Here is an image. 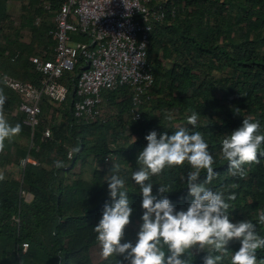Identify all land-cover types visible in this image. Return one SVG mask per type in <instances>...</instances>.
<instances>
[{
  "label": "trees",
  "instance_id": "obj_1",
  "mask_svg": "<svg viewBox=\"0 0 264 264\" xmlns=\"http://www.w3.org/2000/svg\"><path fill=\"white\" fill-rule=\"evenodd\" d=\"M5 1L0 0V22L7 19ZM50 3L54 10L59 1L50 0ZM171 8L174 10L172 16ZM33 11L34 15L41 14L40 8ZM165 11L164 20L153 26L146 49L153 75L150 92L155 89L161 96L143 101L142 121L132 126L138 139L115 145L114 165H139L137 157L147 145L145 137L150 131L155 130L159 137L164 132L170 135L178 128L163 120L167 118L166 112L175 111L183 126L201 132L208 142L215 160L214 171L218 173L208 187L224 193L230 205V220L234 223L251 220L256 224L257 233L264 237V224L258 222L259 214L264 212V154L258 153V163L244 165L243 177L232 176L227 161L221 159L222 139L240 127L244 118L258 120L260 133L264 134V0H168ZM32 18L24 15L19 25L31 34L27 44L18 42V28L2 33L0 24V41H3V45L0 43V93L6 97L3 109L9 113L14 111L20 125L27 130L29 127L22 123L24 114L16 109L18 97L2 83L1 75L36 84L38 74L30 70L26 57L36 54L35 45L44 49L52 47L47 35L52 25L35 26ZM73 39L85 40L83 36ZM45 52L49 54L50 49ZM172 54L170 65L162 67L161 59H168ZM81 65L79 60L72 71L60 78L67 88V104L58 110L61 118L55 116L56 109L42 99L39 123L31 136L33 147L27 149L20 145L15 148L18 157L28 154L36 164L24 163L19 179L3 175L4 179L0 180V264H92L88 251L98 242L94 228L102 217L104 205L113 203L107 179L114 174V166L107 163L95 168L88 181L80 178L68 181L67 175L76 162L88 157L97 164L102 161L108 151L107 143L115 140L116 129L128 113L130 93L126 85L104 93L106 102L115 110L111 121L76 123L70 113V100L73 99L75 74ZM207 70H219L224 74L218 79L201 78ZM216 88L221 92L218 98L213 94ZM50 109V138L40 141V120ZM154 111L156 114L152 113ZM194 111L203 120H198L193 128L187 124V117ZM261 147L264 149V145ZM193 170L185 161L181 166L166 167L161 174L151 176L153 195L157 199L167 197L175 210L186 211L192 200L186 179L188 172ZM116 174L126 180L129 191L127 195L133 209L130 223H135L136 229L126 238L135 245L145 211L141 206L140 186L124 168H119ZM205 177L206 173L201 170L199 181ZM161 185L172 190L158 193ZM21 191L28 193L30 199L24 200ZM233 194L235 199L228 200ZM22 242L27 244L25 251H21ZM239 247L238 240L231 241L227 253L223 254L222 264H231V255ZM164 250L167 255L166 246ZM209 252L221 255L207 246L196 252L189 249L183 258L189 264H204ZM114 263L130 264V260L116 255L96 264ZM257 264H264V249L257 250Z\"/></svg>",
  "mask_w": 264,
  "mask_h": 264
},
{
  "label": "clouds",
  "instance_id": "obj_2",
  "mask_svg": "<svg viewBox=\"0 0 264 264\" xmlns=\"http://www.w3.org/2000/svg\"><path fill=\"white\" fill-rule=\"evenodd\" d=\"M5 100L6 97L0 93V152L5 148V140L21 131L19 124L12 126L5 118ZM198 120L199 114L194 111L187 117V124L194 128ZM145 139L147 145L137 157L141 166L131 176L140 186L141 206L145 210L137 241L135 245L121 242L133 209L127 195L126 180L116 174L119 166L114 165V174L107 179L113 203L104 205L102 217L94 228L102 257L107 260L124 255L130 264H189L183 258L189 249L211 246L212 251L221 255L209 252L204 257V264H222L229 243L238 240L240 247L232 253L231 264H257V250L264 249V237L257 233L256 224L251 220L232 222L230 205L224 193L208 187L218 173L214 171L215 160L202 133L179 126L172 134L164 132L159 137L152 130ZM221 145V159L227 161L230 174L243 177L244 165L258 163V153L264 154L261 147L264 145V134L260 133L259 121L244 118L240 127L224 136ZM185 161L194 169L188 172L186 179L188 195L192 200L186 211H177L167 197L157 199L153 195L150 177L161 174L166 167L181 166ZM201 170L206 173L202 182L199 181ZM3 179L0 173V180ZM171 190L169 186L161 185L157 191L162 194ZM227 199L234 200L235 195ZM258 222L264 224V212L259 214Z\"/></svg>",
  "mask_w": 264,
  "mask_h": 264
},
{
  "label": "built area",
  "instance_id": "obj_3",
  "mask_svg": "<svg viewBox=\"0 0 264 264\" xmlns=\"http://www.w3.org/2000/svg\"><path fill=\"white\" fill-rule=\"evenodd\" d=\"M168 0H61L51 9L50 0L37 5L41 11L52 13V27L47 35L52 40L49 54L45 51L27 56L30 70L38 74L36 84L2 74V83L18 97L16 109L24 114L23 122L29 127L30 137L39 123L40 103L44 99L58 117V110L66 106L67 88L60 82L61 76L77 65L70 113L76 123L110 121L106 114L104 93L126 85L130 93L128 113L134 122L142 121L141 105L151 97L153 75L146 49L153 26L164 20ZM174 10L170 9L172 16ZM40 15L32 18L39 25ZM83 36L82 40L73 39ZM50 109L40 120L39 140L50 138ZM58 118H61L60 115ZM117 139L108 142V151L97 168L109 163ZM33 147V145L31 146ZM37 149V146L34 147ZM36 161L28 154L20 159V165ZM24 200L30 195L20 192ZM17 222V219H13ZM25 251L27 244H20Z\"/></svg>",
  "mask_w": 264,
  "mask_h": 264
},
{
  "label": "rangeland",
  "instance_id": "obj_4",
  "mask_svg": "<svg viewBox=\"0 0 264 264\" xmlns=\"http://www.w3.org/2000/svg\"><path fill=\"white\" fill-rule=\"evenodd\" d=\"M59 1V0H58ZM42 3V0H6L4 2V8H5V13L7 16V19L4 18L0 24H1V32L2 33H8L11 32V29H17L16 35H17V40L20 43L27 44L31 40V34L29 30L26 27H19L20 23L23 21L24 15H29L32 16L34 15L33 9L36 8L35 6L39 5ZM41 16V23L45 24H51L52 22V13L41 11V14H38ZM226 15L229 17L230 14L226 13ZM35 16V15H34ZM1 45H3V41H0ZM174 54L171 55L170 58L168 59H161V64L162 67H168L171 63V60L173 59ZM199 74H201V70L199 71ZM224 73L222 71H208L204 75H201V78H206L207 76L218 79L221 77ZM214 96L217 98L220 96L221 92L218 88L213 90ZM151 97L149 98L154 99L158 96H161L160 93L156 92L155 89H152L150 92ZM147 104H145L146 106ZM105 106H106V114L109 116L110 121L114 119L115 117V110L114 108L108 104L105 101ZM5 118L7 119L8 123L12 126H15L17 124L20 125L21 122L18 121L15 116L14 111L9 113L8 111H5L3 109ZM156 114V111L152 112ZM167 115V118L163 119L164 122L172 127H179L183 126L184 123L180 119V115L176 113L175 111H168L165 113ZM199 120H203V118H199ZM121 125L116 129V134H115V139H117L118 144L124 143V142H131L133 140V137L135 138L134 140H137L138 135L134 133L132 126H135L136 123L130 118V114L127 113L125 114L122 119H121ZM23 123V121H22ZM24 124V123H23ZM25 125V124H24ZM21 126V125H20ZM9 140L11 143H9ZM110 141V140H109ZM20 145L25 146L27 149L32 146L31 142V137H30V131L29 129L27 130L26 128H23L21 126V131L19 134L10 137L5 140V148L3 152H0V173L3 175H9L15 179H19L20 177V157L17 156L16 154V147H19ZM114 158L109 162L108 165L111 167L114 166ZM12 162L13 164H11ZM18 163V164H17ZM141 165H137L136 167H123V164L119 168H124L129 175H131L134 171L137 170ZM97 168V165L94 164V161L91 157H88L85 159L83 162H76L75 165L70 169L68 175H67V180L71 181L76 178H80L82 180H89L91 178V174L93 170ZM136 229L135 223H129L126 228H125V233L124 237L122 239V243L127 242V238L129 237L128 234L131 232H134ZM193 252L201 250L198 246H194L191 248ZM88 256L90 259V262L92 264H96L100 260L104 259L101 255V248L99 242L96 244L92 245L89 248L88 251ZM114 264H120V263H114Z\"/></svg>",
  "mask_w": 264,
  "mask_h": 264
},
{
  "label": "crops",
  "instance_id": "obj_5",
  "mask_svg": "<svg viewBox=\"0 0 264 264\" xmlns=\"http://www.w3.org/2000/svg\"><path fill=\"white\" fill-rule=\"evenodd\" d=\"M60 1H61V0H59V2H60ZM51 25H52V22H51ZM51 48H52V47L47 48V49H44V48H42L41 46L37 47V46L35 45L33 51H35L36 54H39V53H41V52H43V51H46V50H49V49H50V52H51ZM10 163L13 164L12 162H10Z\"/></svg>",
  "mask_w": 264,
  "mask_h": 264
}]
</instances>
